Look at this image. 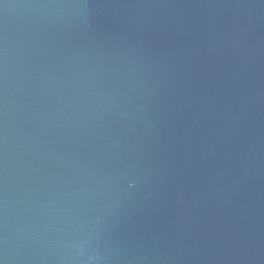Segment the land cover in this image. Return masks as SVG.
I'll list each match as a JSON object with an SVG mask.
<instances>
[{
  "label": "water",
  "instance_id": "1",
  "mask_svg": "<svg viewBox=\"0 0 264 264\" xmlns=\"http://www.w3.org/2000/svg\"><path fill=\"white\" fill-rule=\"evenodd\" d=\"M0 264H264V0H0Z\"/></svg>",
  "mask_w": 264,
  "mask_h": 264
}]
</instances>
